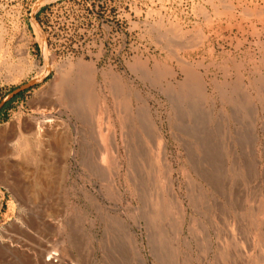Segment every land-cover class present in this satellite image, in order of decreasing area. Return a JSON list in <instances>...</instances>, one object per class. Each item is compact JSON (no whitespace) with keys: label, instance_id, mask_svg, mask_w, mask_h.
<instances>
[{"label":"rangeland","instance_id":"374dc122","mask_svg":"<svg viewBox=\"0 0 264 264\" xmlns=\"http://www.w3.org/2000/svg\"><path fill=\"white\" fill-rule=\"evenodd\" d=\"M0 110V264H264V0H0Z\"/></svg>","mask_w":264,"mask_h":264},{"label":"bare ground","instance_id":"6f19581e","mask_svg":"<svg viewBox=\"0 0 264 264\" xmlns=\"http://www.w3.org/2000/svg\"><path fill=\"white\" fill-rule=\"evenodd\" d=\"M47 66H50V65H47ZM171 70L172 69H169L165 65L163 67L160 66V68H158V66L157 67L154 66V68L151 69L152 79H154L155 81L156 80L160 81L162 78L165 79L166 76L171 73ZM57 72H58V75H56L57 77L54 78L55 79V83L54 84L56 85L57 90H59L62 95H66L69 89H73L72 91H74V93L77 96V98L80 99V100H82L83 105L85 104V106L87 107V109H89V111L95 109L94 108L95 105L97 104V102H99V99H101V97L100 98L98 97V92L100 93V92H103V91L100 90L98 88V86H97L96 79H97L98 71L95 68V65L94 64H92V63H86V62H78L76 64H73V65H70V66H67V67H64V65L61 64L60 66L57 67ZM171 75H172V73H171ZM45 76H47V75H45ZM45 76L40 77V78H44ZM102 77H103V79H104L105 82H108V81L110 82V84L113 86V89L116 92V94H119L120 93L119 96H123L122 94H124L126 99H128L130 102L133 101V102L136 103V106H138V116L141 118L140 120H144V122H146V124L149 127V129H151V132H153V131L155 132V129L158 128V126H157V118L154 115V113L151 111L150 106H149V102L145 101L144 98L134 88H132L129 84H127L122 78H118L114 73L104 74V76H102ZM169 77H170V75H169ZM190 84H191V82H190ZM110 93H111V91H110ZM100 95H101V93H100ZM102 97H104V96L102 95ZM103 100L101 99V101H103ZM96 107H99V106L96 105ZM95 110H94V112H95ZM97 110H96V112H97ZM136 110H137V108H136ZM136 110H134V111H136ZM91 112L93 113V111H91ZM39 113H40V111H39ZM107 115H109V113ZM42 122H43L42 124H38V121H37V124L36 123L35 124L33 123L34 125L30 123L31 125H28L27 127H25V132H26L25 135L28 136V137L29 136L30 137L31 136H33V137L35 136L34 139L35 138L38 139L39 137L47 136V134H45V133L49 130L50 127L48 128L45 125H46V123L47 124L48 123L49 124L52 123L53 120H47L46 119L45 121H42ZM47 126H49V125H47ZM158 132H159V130H158ZM158 135H159V133H158ZM16 136H14V137H16ZM51 136H53V135H51ZM11 139H12V137H11ZM53 140H54V144H55V145H53V146H55V147H53V152H57L58 154H60V153L63 154V152L65 150V145H64L65 144V138L63 136H55V138ZM164 160L166 161V159H164ZM163 163L164 162H162V164ZM166 166L167 165H164V167L161 166V169L164 171V173H167L168 172V168ZM170 189H171V187H170ZM169 194L172 197V199L175 201L176 205H178V203H177L178 201H177L176 196L174 195L172 189L170 190V193ZM60 264H63L62 260L60 261Z\"/></svg>","mask_w":264,"mask_h":264},{"label":"built area","instance_id":"2783aa9c","mask_svg":"<svg viewBox=\"0 0 264 264\" xmlns=\"http://www.w3.org/2000/svg\"><path fill=\"white\" fill-rule=\"evenodd\" d=\"M48 4H50V3H48ZM11 6H12V5H11ZM17 6H19V9L21 10V4H20V3H17ZM44 6H45V5H42V6L37 7L36 4H35L34 7H33V8H30L29 10H30L31 13H37V12H39Z\"/></svg>","mask_w":264,"mask_h":264},{"label":"crops","instance_id":"0c3cea01","mask_svg":"<svg viewBox=\"0 0 264 264\" xmlns=\"http://www.w3.org/2000/svg\"><path fill=\"white\" fill-rule=\"evenodd\" d=\"M4 117V113H3V110H0V119H2ZM4 142V138L0 137V143H3ZM4 175V174H3ZM5 181V178L3 177H0V182H4ZM3 188V187H2Z\"/></svg>","mask_w":264,"mask_h":264}]
</instances>
